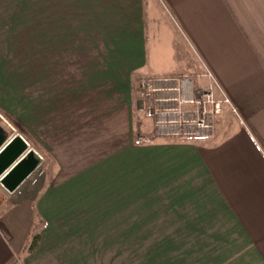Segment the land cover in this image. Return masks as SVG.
<instances>
[{"label":"crops","instance_id":"obj_1","mask_svg":"<svg viewBox=\"0 0 264 264\" xmlns=\"http://www.w3.org/2000/svg\"><path fill=\"white\" fill-rule=\"evenodd\" d=\"M21 2L20 32L0 25V264H264V0ZM162 15L171 76L208 68L237 110L213 140L142 131Z\"/></svg>","mask_w":264,"mask_h":264},{"label":"built area","instance_id":"obj_2","mask_svg":"<svg viewBox=\"0 0 264 264\" xmlns=\"http://www.w3.org/2000/svg\"><path fill=\"white\" fill-rule=\"evenodd\" d=\"M138 86L144 117L153 122L160 138L213 140L216 121L226 107L237 113L208 68L195 76H144Z\"/></svg>","mask_w":264,"mask_h":264},{"label":"rangeland","instance_id":"obj_3","mask_svg":"<svg viewBox=\"0 0 264 264\" xmlns=\"http://www.w3.org/2000/svg\"><path fill=\"white\" fill-rule=\"evenodd\" d=\"M20 9H22L21 0H0V25H3V26L7 25V26H10L12 28L17 27L16 30L20 29ZM168 14H169V11H168ZM159 18H162V21H163V23L159 24V26H158L159 31L161 32V35L165 36V37L162 40L161 46L158 47V41L160 40V35L158 34L159 31L157 30L158 32L157 31L152 32L148 46H149L150 50L152 49L153 53H155V52L156 53L153 54L150 51V56H149L150 59L149 60L153 66V70L150 69L149 72H147V73H156L157 72L156 70H159V72H160V70L165 69L163 72H160V73H165L163 75H172L175 72L182 71L184 68H183L182 64L180 63V61H178V59L176 57L171 58L172 57L171 52L167 51V49H166L167 47H166L165 41L167 39V34H168V37H170V36L172 37V34H171L172 32L169 30V26H167L168 24H167L166 20H168V18L165 15L159 16ZM12 28H11V30H12ZM169 34H170V36H169ZM177 42H179V39H177ZM179 46H181L182 52L186 50L185 47L183 46V44L179 43ZM178 51L179 52L181 51L180 48ZM179 55L180 54L178 53V57H180ZM160 73H157V74H160ZM185 74L193 76L192 75L193 73L187 72ZM138 100H139L138 102H139V107H140L138 109L140 112V120L142 123L141 128H143L142 131L144 132V134L150 135L154 128L152 127V123L150 121L146 120V118L144 117L143 107H142L140 97H138ZM222 115H220L218 117V120L216 121L217 127H218L219 119ZM35 151L38 152L37 150H35ZM39 154H41V153H39ZM43 157H45V156H43ZM45 160H46V158H45ZM28 222H29V227L31 230L33 227L32 226L33 225L32 218H29ZM11 228L12 229L15 228V229L19 230V227L15 226V224L14 225L11 224ZM20 231L23 232V234L25 233V235L28 234L27 233V226L23 225V227L21 228Z\"/></svg>","mask_w":264,"mask_h":264},{"label":"trees","instance_id":"obj_4","mask_svg":"<svg viewBox=\"0 0 264 264\" xmlns=\"http://www.w3.org/2000/svg\"><path fill=\"white\" fill-rule=\"evenodd\" d=\"M139 103V102H138ZM35 243H36V236L34 237V242L32 243L30 249H33L35 247Z\"/></svg>","mask_w":264,"mask_h":264},{"label":"water","instance_id":"obj_5","mask_svg":"<svg viewBox=\"0 0 264 264\" xmlns=\"http://www.w3.org/2000/svg\"><path fill=\"white\" fill-rule=\"evenodd\" d=\"M1 176V175H0ZM2 182V185H4V186H6L5 184H6V181H5V178H2V180H1Z\"/></svg>","mask_w":264,"mask_h":264}]
</instances>
